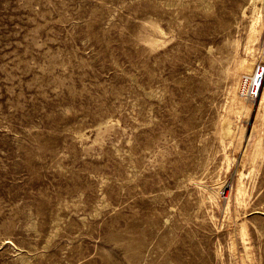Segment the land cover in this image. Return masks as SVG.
<instances>
[{
    "label": "rangeland",
    "instance_id": "374dc122",
    "mask_svg": "<svg viewBox=\"0 0 264 264\" xmlns=\"http://www.w3.org/2000/svg\"><path fill=\"white\" fill-rule=\"evenodd\" d=\"M254 1L0 0V264H264Z\"/></svg>",
    "mask_w": 264,
    "mask_h": 264
},
{
    "label": "bare ground",
    "instance_id": "6f19581e",
    "mask_svg": "<svg viewBox=\"0 0 264 264\" xmlns=\"http://www.w3.org/2000/svg\"><path fill=\"white\" fill-rule=\"evenodd\" d=\"M257 0H255L254 2H256ZM262 2V4H264V1L263 0H260V3ZM253 3V2H252ZM254 4V3H253ZM253 8V7H252ZM259 6H257L256 7V10H257V13L259 14L260 13V11H259ZM264 8V7H263ZM262 8V9H263ZM253 12H254V10H253ZM263 12H264V10H263ZM242 14H244V13H242ZM256 14V13H255ZM254 14V15H255ZM254 17V16H253ZM258 17H260L261 18V16L260 15H258ZM252 18V17H251ZM256 18V17H255ZM257 20V19H256ZM254 21H252V23H253ZM249 23V22H248ZM255 23H256V21H255ZM260 25V24H259ZM262 25V24H261ZM254 27V29H255V26H252V28ZM260 27V26H259ZM258 27V28H259ZM262 27V26H261ZM250 29H251V24H250V27H249ZM249 28H247V30L249 29ZM259 29H261V28H259ZM250 32H251V30H249ZM254 31V30H253ZM252 31V32H253ZM256 31V30H255ZM259 31V30H258ZM258 31H256V32H258ZM259 33V32H258ZM254 34V33H253ZM248 35V34H247ZM252 35V34H251ZM255 35V34H254ZM246 37V36H245ZM250 38V37H249ZM254 38V37H253ZM259 38V37H258ZM257 38V39H258ZM243 39H245V38H243ZM247 40V39H246ZM251 40V39H250ZM254 40V39H253ZM255 40H256V38H255ZM247 42H249V39H248V41H246V43L245 44H248ZM252 43H253V41L251 42V45H252ZM246 47V46H245ZM247 47H251V46H247ZM237 48V47H236ZM245 49V48H244ZM249 49V48H248ZM247 51V50H246ZM251 51V50H250ZM245 57V56H244ZM243 57V58H244ZM242 58V57H241ZM254 58V57H253ZM240 59V58H239ZM239 59H238V61H239ZM250 59V58H249ZM252 60V59H251ZM237 61V62H238ZM237 67V66H236ZM236 67H234L235 69H236ZM238 68H239V66H238ZM240 70L242 69V71H244L246 74H248V75H251V78H250V82H251V85H252V91H251V94H252V96H257V98H258V100H259V104L258 105H260V106H264V67H263V70L262 71H256V70H254L255 69V67H254V61L252 60V61H249V60H247V59H242V61H241V59H240V68H239ZM237 71V70H236ZM242 74V73H241ZM238 75V74H237ZM237 78H238V76H237ZM236 82V81H235ZM244 83V82H243ZM240 85V84H239ZM243 85V84H242ZM236 86V85H235ZM234 86V87H235ZM233 87V86H232ZM242 87L243 86H241V89H242ZM238 88V87H237ZM235 89V88H234ZM230 90V89H229ZM234 91V90H233ZM239 91V90H238ZM237 96V98H238V100H239V103L242 105V107L244 106L245 107V110L246 109H249V105H247L246 104V102H245V100L243 99V97L241 98V96H238V95H236ZM247 97H248V95H247ZM231 101H233L232 99H231ZM231 104V103H230ZM259 107V106H258ZM262 108V107H261ZM224 109H226V108H224ZM263 109V108H262ZM228 110V109H227ZM232 110V109H231ZM237 110V109H236ZM242 110H243V108H242ZM256 110H257V108H256ZM238 111V110H237ZM241 111V110H240ZM239 111V112H240ZM258 111V110H257ZM231 112V111H230ZM236 112V111H235ZM245 112V111H244ZM249 112V111H248ZM247 114V113H246ZM258 114H260V112L258 113ZM225 116V115H224ZM224 119H226V118H224ZM229 119V118H228ZM220 122L222 121V120H219ZM229 121V120H228ZM228 121H224L223 123H222V129L221 130H223V133H222V135L220 136V137H222L223 135L225 136V135H228L230 132H231V129H230V126L228 125L229 123H227ZM220 125V124H219ZM221 127V126H220ZM243 128H244V126H243ZM243 128L241 129V130H239V128H238V130H239V135H238V144L240 145L241 144V142H242V139H243V137H242V134H243ZM255 130V129H254ZM220 131V130H219ZM252 131H253V129H252ZM220 132H222V131H220ZM238 133V132H237ZM232 134H235V133H232ZM259 135H262V134H258V136ZM229 136V135H228ZM233 136L234 135H232V136H230L231 138H233ZM255 136H257V135H255ZM226 137V136H225ZM256 138V137H255ZM262 138V137H261ZM260 138V139H261ZM260 139L253 145V148H252V152L251 153H253L252 154V158L253 157H256L257 155H259V154H261V152L263 151L262 149H264V148H262L261 147V142H260ZM229 140V139H228ZM236 140V139H235ZM230 141V140H229ZM254 141V140H253ZM233 143V142H232ZM235 143V142H234ZM261 143V144H260ZM264 144V143H263ZM234 145H236V144H234ZM230 146H231V144H230ZM263 147H264V145H263ZM234 148V147H233ZM236 148V147H235ZM237 149H239V148H237ZM242 149H244V148H242ZM244 151V150H243ZM240 152H241V149H240ZM232 153V152H231ZM237 153V152H236ZM243 153V152H242ZM244 153L246 154V150L244 151ZM249 153V152H248ZM239 154V153H238ZM241 154V153H240ZM264 154V153H263ZM227 156V155H226ZM233 156V155H232ZM246 156V155H245ZM238 157V156H237ZM242 157V156H241ZM249 157V156H248ZM229 158V157H228ZM232 158V157H231ZM232 159H234V158H232ZM231 159V160H232ZM246 159H249V158H246ZM255 159V158H254ZM259 159V158H258ZM229 160V159H228ZM237 160V159H236ZM260 160V159H259ZM226 161V160H225ZM225 161H224V163H225ZM250 161V160H249ZM237 162V161H236ZM245 162V161H244ZM249 163V162H248ZM247 163V164H248ZM252 163V162H251ZM234 164V163H233ZM242 164V163H241ZM258 164V163H257ZM243 165V164H242ZM246 165V164H245ZM228 167V166H227ZM235 167V166H234ZM243 167H244V165H243ZM251 167H252V165H251ZM254 167V166H253ZM252 167V168H253ZM225 168V167H224ZM251 168V169H252ZM256 168V167H255ZM227 170V169H226ZM251 171H253V169L251 170ZM255 171V170H254ZM233 172V171H232ZM239 172V171H238ZM249 172V171H248ZM251 173H253V172H251ZM239 175H244L243 174V172L241 171L240 173H239ZM252 175V174H251ZM240 177V176H239ZM249 178V177H248ZM247 179V178H246ZM198 182V181H197ZM199 182H201V181H199ZM239 182V181H238ZM237 182V183H238ZM241 183V181L237 184V185H243L244 186V183L242 184H240ZM220 184V183H219ZM222 184V183H221ZM236 184V183H235ZM246 184V183H245ZM199 185V184H198ZM197 185V186H198ZM217 186V185H216ZM199 187V186H198ZM201 188V187H200ZM220 188V187H219ZM238 188V187H237ZM202 189V188H201ZM204 189V188H203ZM236 189V188H235ZM239 189V188H238ZM241 189V188H240ZM214 190V189H213ZM245 190H246V188H245ZM217 191V190H216ZM215 191V193H217ZM238 191V190H237ZM201 192V191H200ZM242 192H243V190H242ZM237 193V192H236ZM244 193H246V192H244ZM210 194H213L212 192H210ZM234 194V193H233ZM239 194H240V192H239ZM243 194V193H242ZM200 195V194H199ZM203 195V194H202ZM210 196V195H209ZM236 195H234V197H235ZM250 197V196H249ZM235 198H237V197H235ZM234 198V199H235ZM258 198V197H257ZM203 198H201V200H202ZM212 199H213V197H212ZM215 199V198H214ZM238 199V198H237ZM236 200V199H235ZM250 200H252V199H250ZM208 201V200H207ZM243 202H244V200H242ZM259 201V200H258ZM261 201H263V200H261ZM261 201H259L260 202V204H261ZM204 202V201H203ZM210 202V201H209ZM213 202V201H212ZM216 202V201H215ZM242 202V203H243ZM240 203V202H239ZM262 203H264V202H262ZM236 204V203H235ZM225 205V204H224ZM258 205V204H257ZM256 205V206H257ZM218 206V205H217ZM255 206V205H254ZM253 206V207H254ZM225 207V206H224ZM245 207H246V205H245ZM245 207H244V209H245ZM229 209V208H228ZM234 210V209H233ZM243 211V210H242ZM229 212V211H228ZM242 213V212H241ZM228 215V214H227ZM246 215V214H245ZM214 216V215H213ZM211 217H212V215H211ZM237 217V216H236ZM243 217V216H242ZM226 219H227V217H226ZM243 220H244V217H243ZM247 220H249V219H247ZM252 220V219H251ZM245 221V220H244ZM246 223V222H245ZM250 223H251V221H250ZM252 224H253V222H252ZM254 226V225H253ZM258 226V225H257ZM254 229H256L255 227H254ZM240 230V229H239ZM238 230V231H239ZM236 232V231H235ZM238 233V232H237ZM246 224H243L242 223V225H241V235H242V238L240 237V236H238V237H240L241 239H243V240H247L246 238H245V235H246ZM227 234H228V232H227ZM230 235V234H229ZM230 237V236H229ZM233 238V237H232ZM238 240V239H237ZM234 242H236V239H235V241ZM233 242V243H234ZM242 242V241H241ZM242 244V243H241ZM233 245V244H232ZM245 245V244H244ZM229 246H231V245H229ZM234 246V245H233ZM247 246H249V244L247 245ZM231 248V247H230ZM245 248V247H244ZM244 248H243V252H244ZM242 249V248H241ZM230 251V250H229ZM232 251V250H231ZM240 251H242V250H240ZM246 252V251H245ZM244 252V253H245ZM229 253H231V252H229ZM234 253V252H233ZM247 254V253H246ZM235 255V254H234ZM241 256V255H240ZM250 257H251V255H250ZM239 258V257H238ZM241 259H243V258H241ZM241 259H240V262H241ZM252 260V259H251ZM239 262V263H240ZM238 264V263H237ZM241 264H242V262H241Z\"/></svg>",
    "mask_w": 264,
    "mask_h": 264
},
{
    "label": "built area",
    "instance_id": "2783aa9c",
    "mask_svg": "<svg viewBox=\"0 0 264 264\" xmlns=\"http://www.w3.org/2000/svg\"><path fill=\"white\" fill-rule=\"evenodd\" d=\"M256 67H257V68H256V71H257V72L263 70V67H262L261 65H257ZM250 91H252V85H251V87H250Z\"/></svg>",
    "mask_w": 264,
    "mask_h": 264
}]
</instances>
